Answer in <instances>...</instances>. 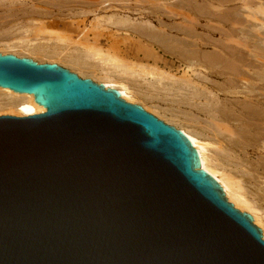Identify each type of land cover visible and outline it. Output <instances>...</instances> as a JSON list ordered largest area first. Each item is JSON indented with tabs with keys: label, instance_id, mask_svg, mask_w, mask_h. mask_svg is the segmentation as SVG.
Listing matches in <instances>:
<instances>
[{
	"label": "water",
	"instance_id": "obj_1",
	"mask_svg": "<svg viewBox=\"0 0 264 264\" xmlns=\"http://www.w3.org/2000/svg\"><path fill=\"white\" fill-rule=\"evenodd\" d=\"M0 264H264L252 217L175 126L54 62L0 52Z\"/></svg>",
	"mask_w": 264,
	"mask_h": 264
},
{
	"label": "bare ground",
	"instance_id": "obj_2",
	"mask_svg": "<svg viewBox=\"0 0 264 264\" xmlns=\"http://www.w3.org/2000/svg\"><path fill=\"white\" fill-rule=\"evenodd\" d=\"M35 2L36 4L33 2V0L30 3L26 2L25 0H0L1 4L3 3L8 7H14V10L16 9V11L22 10L21 12L27 13L29 15H37L41 10V5L42 7H46L48 5L46 2L47 5L43 6L44 3H42V0H36ZM92 4L94 3L92 2ZM105 4L101 6V8L104 10H106V7H104ZM108 4L106 6H108ZM120 4L119 7L121 9L123 6H128ZM6 5L1 7L5 8ZM113 7L114 6H111V8ZM116 7L118 9V6ZM8 9L9 8L6 10L9 11ZM97 9H100L99 6ZM137 11L140 10L138 9ZM90 12L93 13L94 11ZM104 16H106L105 20L110 21L108 26L114 28L117 31L124 30L130 32L132 31L134 33L137 32L139 37H147L148 39L150 38L153 40L156 39V42H158L157 45L163 48L162 52L174 55V57L176 56V59H178V61L184 65L183 73L179 76H176V73L174 72L175 70H168L157 65V62L159 61L156 53L153 51L154 48H150L149 46L143 48L142 44L140 45L142 48L138 46L137 49V55L142 54L141 60L143 61L141 62H135L134 60L131 61L125 56L118 55V47H116L118 50L110 47V49L104 51L105 49L102 50L100 47H93L94 45H87L84 46L86 48L82 49L83 45L80 44L81 46L79 45V47H81V50H78L79 47L72 49V46L75 44L78 45V43H75L73 40L72 41L75 44H72L73 42L70 41L72 48L69 49L68 47L69 50L67 51L63 50V47L60 49L56 48V50L52 51V54L54 53L53 55H47L49 58H51V60L48 59L47 61L41 60L40 58L38 59L37 57L38 53L40 55L43 52H51L48 50V48H46L47 46L45 47L40 43H29L28 39L27 41L25 40V44H22L21 41L20 45L22 46L20 49L22 48L23 50H26V53L29 52L30 55H25L26 53L23 54L21 53L22 51H18L16 48L17 45H15L16 43L11 44L7 42L6 44L8 48L3 50L0 49V52L3 54L11 53L18 57H29L38 62H54L69 68L70 70L75 71L79 76L89 77L93 81L104 84L106 88H114L118 90L120 92L121 98L125 101L133 104H140L145 110L153 113L155 116L159 117V119L161 118L164 120V122L172 124L176 128L180 129L187 136L192 146L197 151L200 161V168L207 171L218 182L220 187L224 189V197L228 202L233 203L235 207L239 209L249 211L251 214L250 216L252 217V224L254 222L260 226L261 229H259L261 231V235H263V239L264 208L262 209V207L264 206H261L262 204L259 202L258 203L261 205H257L254 200L257 199L258 201H264V188H261L260 185L262 183L264 185V157L259 155L256 161H252L251 158L249 159V156L250 151L252 150L258 153H260L262 149L264 150V142L261 141L264 140V132H259L258 135H255L253 138L250 135L251 132L246 125V118H253L255 120L264 119V75H262L260 72V74L256 73L254 76L253 74H250V70L239 68L240 70L237 72L238 76L242 78V80H240L243 81L244 85H246L245 82H247V85L245 86L246 90L242 91L241 89L236 91V93L243 92V96L246 99L242 103L237 104V102L235 104L236 108L233 110L232 101L229 100L230 96L228 97V95H226V92L232 93V91L226 90L224 83L227 81L224 82V79L222 78L223 81L219 82L210 77L213 76L215 78H220L219 76H221L223 72L220 73V71H213L211 72L212 74L210 72V74H202L197 71V65L199 64L198 60L202 58L197 59L200 56L199 54H197L198 57L196 56V51H191L188 54V51L185 50L182 53L181 51L183 50V46L181 47L182 49L180 46H177V49L174 46L175 42L173 44L171 40L177 38L178 36H175V38H169L170 36H167L169 34H167L164 29V27H167L166 24L159 25V23H157L159 26L156 27L150 22V20H146V18L138 20L137 18L129 17L127 14L124 15V13L123 15H120V13H111ZM93 17L97 19L99 17H103V15H95ZM30 19L28 18L27 20ZM97 21H100V19H97ZM25 23L27 25L20 23L22 29L24 28L25 30L30 31L33 30L32 33L34 31H38L40 33L44 32L41 34H46L47 38H41L39 36L41 39L44 38L43 40L48 39V36H52L51 29H44L40 20L32 19L29 23ZM41 28L44 30L42 31ZM38 32L37 34L39 35ZM34 34L32 36H34ZM58 36L60 35L58 34ZM18 38L19 37H17V39ZM22 38L23 37L20 39ZM33 38L34 40L36 39L35 37ZM30 39L31 38H29V40ZM31 40L33 41V39ZM58 40L61 41L62 38ZM149 40L146 42L148 45H151ZM189 44L191 45V43ZM222 55L224 56V54ZM193 59H195V61H192ZM144 60L146 62H144ZM214 60L218 61L220 59ZM241 61L242 66L250 69L254 67L257 68L259 67V64H261L259 62L257 66V64L253 63L254 61L252 62L251 60L249 61L246 59H242ZM227 65H229L232 70V59H229ZM236 68L238 69V67ZM227 83L229 84V82ZM249 84L250 87L248 88ZM45 111L46 108L35 102L34 96L32 94L19 93L9 88L0 87V114L15 117H26L29 115L44 113ZM260 125H262V123ZM261 130L264 131V123L261 127ZM252 191H254L253 194L251 193ZM258 208L263 210V215L258 213V210H260Z\"/></svg>",
	"mask_w": 264,
	"mask_h": 264
},
{
	"label": "rangeland",
	"instance_id": "obj_3",
	"mask_svg": "<svg viewBox=\"0 0 264 264\" xmlns=\"http://www.w3.org/2000/svg\"><path fill=\"white\" fill-rule=\"evenodd\" d=\"M25 1L30 3L32 0H28V1L25 0ZM35 1L33 0V2L36 4ZM42 1H43L42 3H44L43 6H46L48 3L50 7L48 5L46 7H42L41 5V10L39 11L40 14L39 13L37 15L30 14L33 17H31L27 13L21 12L22 10L16 11V9L14 10V7H8L6 4L0 3V49L3 50L8 48L6 42L11 44L16 43L15 45H17L16 48L18 49V51L20 50V52L22 51L21 53L24 54L27 51L23 50L22 48L20 49V47L22 46L20 44L21 41L22 44H25L26 43L25 40L27 41L28 39L29 43L34 42V43H40L45 47L47 46L46 48H48V50L51 51V52L49 51L50 53L43 52L40 55L38 53L37 54L38 56L36 55L38 59L40 58L41 60L47 61L48 59L51 60V58H49L47 55H53L54 53L52 54V51L56 50V48L60 49L63 47V50L67 51L72 47H73L72 49L76 47L78 48L80 44L83 45L82 49L86 48L84 46L94 45L93 47L96 48L100 47L102 50L105 49L104 51L110 49V47L116 50H118L119 48L118 55L125 56L131 61L134 60L135 62L136 61L141 62L143 61L141 60L142 54L137 55V51H138L137 49L138 46L142 44L143 48L146 46H149L150 48H154L153 51L156 53V56L158 57V61H159L157 62L158 63L157 65L162 66V68H166L168 70H172V71L175 70L174 72L176 73V76L181 75L183 73L184 65L181 62H179L178 59H176L177 58L176 56L174 57V55H170L169 53L162 52L163 48L157 45L158 42H156V39L153 40L149 38L150 39L149 40L147 37H144L146 38L144 39L141 36L139 37L137 32L134 33L132 31L130 32L124 30L117 31L114 28L108 26L110 21L105 20L106 16L104 15H109L111 13H117V14L120 13V15H123L124 13V15L127 14L129 15V17L137 18L138 20L146 18V20H150V22L154 24L156 27H158L160 24H164V25L166 24L167 27H164V29L165 32L169 34L167 36L168 37L170 36L169 38H173V37L175 38V36H178L177 38L171 40L173 44L175 42L176 45L174 44V46L176 48L177 46L178 47L180 46V48L183 46L182 47L183 50L181 51L182 53L185 50L188 51V52L186 51L188 54L191 51H196V56L197 54H199L200 56V57L197 56L198 57L197 59L202 58L198 60L199 64L197 65L198 66L197 71H199L200 73L210 74L213 71L214 72L220 71V73L223 72L222 74L223 76L222 75L219 76L220 78H215L213 76L210 77L215 81L217 80L219 82H222L223 81L222 78H223L224 82L226 81L229 82V84L226 82L224 83V85L226 86L227 91H232V93L226 92V95H228V97L230 96L229 100L232 101L233 110L236 108L235 104L237 102H238L237 104H239L246 99L243 96L244 95L243 92L236 93V91H239L241 89L242 91L246 90L245 86L247 85V82H245L246 85H244L243 81H241L242 78L238 76L237 72H239V70L243 68L250 70L251 71V72L249 71L250 74H253L254 76L256 73L260 74V72L262 75H264V0H134L135 2L133 0H129V1L128 0H105V1L95 0L97 3L93 0H67V1L42 0ZM92 2L94 4H92ZM103 4H105L104 7H106L105 8L106 10L101 8ZM107 4L108 6H106ZM110 4L111 6L114 7L111 8ZM119 4L120 5L124 4L128 6H123V7L121 6L122 7L121 9L119 7ZM4 5H6L5 8H3ZM96 5L97 8L99 6L101 10L100 9L98 10L96 8ZM115 5L118 6V9ZM132 5L135 6L133 7ZM7 8H9L8 10L10 12L6 10ZM138 9L142 12L137 11ZM90 11H94L95 13L94 12L92 13ZM95 15L97 16L103 15V17H99V18L96 17L98 20L100 19V21H97V19L93 17ZM28 18L29 19L31 18L30 20L32 19L40 20L42 22L41 24L43 25L44 29H49V30L51 29L52 36H48V39L43 40L44 38H47L46 34L43 35L41 34L44 32L40 33L38 31L36 32L34 31L32 33L33 30L30 31V30H25L24 28L22 29L21 27L22 23L27 25L25 22L28 23L30 22V20H27ZM16 22L18 24L20 23L21 24L18 25ZM157 23H159V25ZM43 28H41L42 31L44 30ZM37 32L39 33V35L37 34ZM33 34L34 36H32ZM58 34L60 36H58ZM170 34H172L173 36ZM190 34L191 35L193 34L192 36L194 37H192ZM39 36L41 38L42 37L44 38L41 39ZM17 37H19L18 38L19 40L17 39ZM21 37L23 38L20 39ZM28 37L33 39V41L31 39L29 40ZM33 37H35L36 39L34 40ZM60 38H62L61 41L58 40ZM72 40L75 41V43H78V45L75 44ZM148 40L151 43V45H148V43L146 42ZM70 41L73 42L72 44H75L74 45L75 47L72 46V44H70L71 43ZM189 43H191V45ZM176 48L174 49L177 50L178 48L177 49ZM78 50H81V47H79ZM28 54L29 52L26 53L25 55ZM222 54H224V56ZM214 59H220V60L217 61ZM226 59L228 61L229 59L230 60L232 59V70L230 66L227 65L228 61ZM242 59H246L249 61L251 60L252 62L254 61L253 63L257 64V66L259 62L261 64H259V67H257L258 70L255 67L250 69L245 66H242L241 63ZM192 61H195V59H193ZM144 62L146 61L144 60ZM200 64L203 66H201ZM236 67H238V69ZM249 87L250 84L248 85V88ZM246 119H245L246 125L251 132V133L249 132L250 135L253 138L255 135H258L259 132H264L261 130V127L263 126L264 123V119L261 120H255L253 118H246ZM261 123L262 125H260ZM261 141L264 142V140ZM263 154H264L263 149L262 151H260V153L252 150L250 151L249 159L251 158L252 161H256L259 155L264 157ZM260 185L261 188H264L263 183ZM251 193L253 194L254 191H252ZM254 201L256 202L257 205L262 204L261 206H264L263 200L258 201L257 199H255ZM258 202L261 204H259ZM233 206L235 207L234 204ZM263 208L264 207H262V209ZM237 209L241 212H246L250 214L248 210H242L239 208ZM262 209L258 210L259 211L258 213L260 215H263L262 211L264 209L263 210ZM253 224L258 228H260V226H258L254 222Z\"/></svg>",
	"mask_w": 264,
	"mask_h": 264
}]
</instances>
